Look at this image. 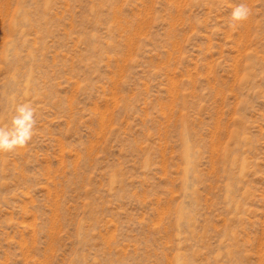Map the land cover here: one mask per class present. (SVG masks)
Masks as SVG:
<instances>
[{"label":"rangeland","instance_id":"374dc122","mask_svg":"<svg viewBox=\"0 0 264 264\" xmlns=\"http://www.w3.org/2000/svg\"><path fill=\"white\" fill-rule=\"evenodd\" d=\"M22 103L0 264H264V0H0Z\"/></svg>","mask_w":264,"mask_h":264},{"label":"clouds","instance_id":"9594fccd","mask_svg":"<svg viewBox=\"0 0 264 264\" xmlns=\"http://www.w3.org/2000/svg\"><path fill=\"white\" fill-rule=\"evenodd\" d=\"M250 14L251 9L246 4L236 5L230 14L232 26L246 21ZM36 123V108L31 103L16 105L7 124H0V153L26 147L33 138Z\"/></svg>","mask_w":264,"mask_h":264}]
</instances>
